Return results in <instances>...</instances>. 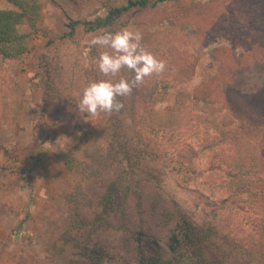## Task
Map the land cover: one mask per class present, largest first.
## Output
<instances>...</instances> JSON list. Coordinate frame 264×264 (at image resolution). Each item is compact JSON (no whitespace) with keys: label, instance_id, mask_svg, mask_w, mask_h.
I'll return each mask as SVG.
<instances>
[{"label":"rangeland","instance_id":"obj_1","mask_svg":"<svg viewBox=\"0 0 264 264\" xmlns=\"http://www.w3.org/2000/svg\"><path fill=\"white\" fill-rule=\"evenodd\" d=\"M37 1L39 30L20 29L31 34L29 53L0 60V264H90L85 247L93 254L103 247L116 260L133 248L130 232L140 230L165 251L176 229L174 222L163 224L168 212L215 225L222 236L250 235L255 213L232 204L216 152L201 147L214 139L213 123L230 131L247 124L264 133V0L166 2L123 13L111 28L78 26L72 37L66 36L70 21L103 18L127 0ZM0 9L14 7L0 0ZM124 28L141 32L142 46L166 71L120 98L124 131L134 135L127 147L135 150L133 159L118 157L98 178L83 180L65 162L85 160L89 145L104 154L109 141L105 114L76 110L87 84L104 79L94 60L105 49L90 41ZM166 111L173 120L157 129L153 117ZM256 150L264 175V136ZM116 178L128 180L133 194L125 216L113 206L99 228L77 234L81 251L65 244L60 220L74 206L64 196L80 190L96 202ZM259 205L256 221L264 217ZM260 243L262 255L253 264H264V233Z\"/></svg>","mask_w":264,"mask_h":264},{"label":"trees","instance_id":"obj_2","mask_svg":"<svg viewBox=\"0 0 264 264\" xmlns=\"http://www.w3.org/2000/svg\"><path fill=\"white\" fill-rule=\"evenodd\" d=\"M174 1L177 0H127L124 6L109 9L103 18H96L90 22L70 21L66 36L72 37L78 26L83 27L86 32L111 28L123 13L132 9L155 8L159 4ZM7 2L14 9H0V60H14L29 53L28 40L31 34L22 33L20 29L25 26L31 33H36L42 21L41 6L37 0H7ZM120 101L124 105L123 100L120 99ZM125 111L124 105L118 113L105 114L107 116L105 128L109 132V141L104 154L95 145H89L85 150V160H68L64 164L65 169L78 173L83 180H93L110 168L118 157L126 161L132 160L133 157L131 159L130 157L134 155L135 150L129 152L127 147L134 135L124 131L122 116ZM153 119L157 129L166 128L173 120L169 111H166V115H156ZM213 129L214 139H206L207 143L202 145V151L216 152L219 168L225 174L224 188L229 198L234 199L232 204H236L237 210L244 214L255 213L256 218L253 220L250 235L240 240L235 236L231 238L229 234L222 236L215 225L208 223L201 225L184 215L168 212L164 215L163 224L168 226L174 222L176 229L169 237L165 251L160 250L156 240L146 236L141 230L132 233L125 228L127 232H130L127 240L134 243L132 249L126 250L125 256L114 260L109 257L110 253H107L103 247L99 248L97 254H93L88 247H85V260L90 264H253L260 259L262 255L260 239L264 233V217L259 221L256 220L259 216L257 210L259 204L264 207L262 202L264 201V175H261L259 170L256 141H259L264 133L247 124L240 125L238 130L230 131L213 123ZM224 149L226 152L223 151ZM117 179L111 183L106 193H101L97 197L96 202L87 200L80 190L64 196V203L68 207L74 206L60 220L62 224L66 223L62 226L64 230L60 237L65 244L81 251V242L77 234L86 229L93 231L99 228L106 220L103 214H108L113 206L120 208L121 216H125L127 200L133 194L128 180L124 183ZM134 194H137L139 198L138 193ZM226 201V199L222 201V204ZM140 206L141 204L138 203L139 213ZM97 209L101 211L98 212ZM216 240L222 243L219 244Z\"/></svg>","mask_w":264,"mask_h":264},{"label":"clouds","instance_id":"obj_3","mask_svg":"<svg viewBox=\"0 0 264 264\" xmlns=\"http://www.w3.org/2000/svg\"><path fill=\"white\" fill-rule=\"evenodd\" d=\"M143 36L138 30L124 28L105 31L90 41L92 46L105 49L99 52L94 64L104 79L87 84L76 104V110L91 116L118 113L123 103L118 98L131 95L146 78L166 71V63L142 46ZM122 70L131 78L121 76Z\"/></svg>","mask_w":264,"mask_h":264}]
</instances>
